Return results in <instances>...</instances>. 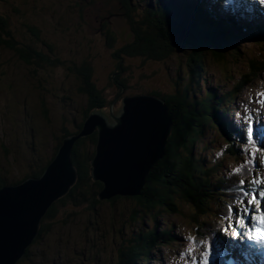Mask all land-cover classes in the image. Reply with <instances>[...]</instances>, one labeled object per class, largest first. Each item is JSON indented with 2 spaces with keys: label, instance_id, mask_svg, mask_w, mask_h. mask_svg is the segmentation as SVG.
Segmentation results:
<instances>
[{
  "label": "trees",
  "instance_id": "16d2710c",
  "mask_svg": "<svg viewBox=\"0 0 264 264\" xmlns=\"http://www.w3.org/2000/svg\"><path fill=\"white\" fill-rule=\"evenodd\" d=\"M87 1L79 0L76 7L73 5L71 9L84 13V10L81 8L82 4H89V8L95 6V1L91 3ZM106 1L99 2H105L104 6L108 8L107 6H110L109 0ZM112 1L119 3V16L126 18V23L130 24L133 31L131 36L134 37L129 47L122 48V50H125V52H122L120 51L121 49L113 47L117 34L114 30L104 26L108 30L105 42L107 47L113 52L112 58L115 61V69L119 71H114L108 83L114 92L109 95L107 93L108 89L98 86L95 80V69L90 61L84 59L81 64L68 67V80L71 86L69 88L63 84L60 87L58 86V89L59 92L60 90L63 92V95L68 92L70 93L68 95L69 99L65 98L64 101L70 102L72 99H82V104L79 105L81 109L80 118L73 117L71 121L68 117L63 116L62 122L64 124L60 128V135L52 137L51 143H53V149L51 153L44 152L46 155H41L43 154L41 151V154L37 157L36 164L32 166V170H29V173L17 181L8 182L3 179L1 183L5 184L7 182V185H18L31 178L41 177L56 156L64 139L78 134L90 113L98 110L109 113L113 102H115L114 111L117 112L123 98L145 95L138 91L131 92L130 94L131 88L126 86L125 80L122 78V75L125 72H129L131 68H127L126 64H123L126 55L166 63L174 52L185 51L191 48L194 54L188 56L187 59L188 77L186 80L188 83H184V78L181 75L186 72L179 74L177 80L174 82L176 94H174L172 99L162 98L166 101L168 112L173 121V131L166 149V156L149 173L146 185L140 196L133 198L139 209L135 211V214H132L130 221L134 217L135 221L136 216L147 218L152 216L154 221H156L162 213L181 215L188 219L183 214L185 212L184 208H181V205H184L188 211L189 218L192 220L191 230L185 227L187 233L190 235L185 241L189 242L193 238H191V232L193 236L197 232L200 237H204L205 234H209L212 225L210 220L208 222V218L210 215L213 216L214 204L218 203V198L217 196L215 197L216 194L214 192L220 189L221 184H224L226 181L224 179L213 181L210 175L212 172L207 169L209 165L206 164L205 160L195 157L194 149L202 140L206 128L210 127L212 122H214L215 115L218 117L220 106L228 102V100L234 99L233 94L223 96L221 100L217 99L218 94L216 90L219 88L218 85L206 88V83H210L213 79L208 77L204 61L207 60V54L211 50L218 61L223 60L229 50H239V44L243 42L247 34L238 29H235L238 33L235 34L234 28L232 29L227 25H222L220 22H215L214 18L207 11L198 8L199 6L193 4L192 0ZM88 7L85 8L86 11L89 10ZM140 11H142V16H139ZM68 12L73 14L71 11ZM109 14H111L110 10H108ZM76 17L82 21H85L87 18L86 16L83 19L82 15L81 18L78 15ZM8 24L6 16L0 15V47L11 49L21 61H24L28 66L34 67L36 70H34L33 76L38 79L39 84L42 83L44 79L36 77L39 74L38 69L45 70L47 65L51 67L60 61H52L51 63L50 56L35 47L37 44H34V42L30 43L29 46H22L21 43L15 40L12 32L9 31ZM31 29L34 36L38 37V34L34 31L35 29ZM82 30L83 27H79V32ZM247 40V43H254L256 45L259 57L248 58V71L239 81L241 89L245 85L256 81L264 71V34L261 36H250ZM16 44H21L24 50L22 48L19 49ZM38 46L44 47V51L46 50V52L54 56L53 50L55 49L52 46L46 45L44 42ZM33 48H36V50H33ZM120 54L122 56L119 62ZM233 56L235 55L232 54L231 58ZM235 57L237 58V56ZM202 75L203 84L206 89L204 92L207 98L206 101L204 100L205 97L197 96L193 92V87L199 84L195 81V78L201 79ZM36 88L40 97V104L38 106L39 116L47 124L52 125L50 110L47 108L46 103L47 88L44 86ZM238 91L235 88L234 93ZM191 92L194 94H191ZM124 93H129L130 95ZM151 94L162 97L161 94ZM96 145V134L87 138H81L76 142L72 159L78 172V180L67 196L58 201L48 211L42 220L40 233L32 246L38 244V241L43 236L52 233L56 219H62V217L65 218L67 216V222H65L68 223L71 217H77L81 213L90 214L92 212V215H97L100 208L105 205L99 200V193L102 191L103 185L95 182L91 176V161L95 155ZM234 149L236 150L234 146H231L228 152L232 155L235 152ZM2 150L6 154L11 152L10 147L5 144H2ZM30 150L32 153L34 152L33 149ZM204 150L206 152L211 150L210 143L206 144ZM183 153H185L184 156ZM213 196L215 198L214 201ZM123 200L124 198L117 197L112 199L111 202L115 205V203L118 204V201ZM125 200H129V198ZM69 208H74L75 212L61 215L63 211L65 212ZM177 231L178 228L175 226L168 227L162 231H158L157 226L143 228L142 231L137 230L127 241H121V237H124V232L123 229H119L120 243L118 240L112 244V246H119L115 251L116 256H109V261H106L105 264H149L148 262L153 258L152 251L165 245H169L171 249H175V244L180 242V240L172 237V232ZM111 232L115 234L114 227L111 229ZM179 234L184 236L183 232H179ZM185 241H182L183 246L185 245ZM31 247L27 249L19 264L26 262V260L31 262Z\"/></svg>",
  "mask_w": 264,
  "mask_h": 264
},
{
  "label": "rangeland",
  "instance_id": "374dc122",
  "mask_svg": "<svg viewBox=\"0 0 264 264\" xmlns=\"http://www.w3.org/2000/svg\"><path fill=\"white\" fill-rule=\"evenodd\" d=\"M94 1L95 6L92 8H89L87 3L82 4L81 8L84 13L71 9L73 5L76 7L79 0L0 1V15L6 16L8 19L9 31L12 32L15 40L22 46H29L34 42L37 44L35 47L50 56L51 63L60 61L51 67L47 65L45 70L38 69L39 74L36 77L45 80L39 84L38 79L33 76L34 70H36L34 67L21 61L11 49L0 47V183L3 179L8 182L21 179L29 173V170H32L31 168L36 164L41 151L43 152L41 155H46L44 152L51 153L53 149L52 137L60 135V128L64 124L63 116L68 117L71 121L73 117L80 118L79 105L82 104V99L64 101L65 98L69 99L70 93L63 95V92L61 90L59 92L58 89V86L63 84L69 88L71 86L68 80V67L81 64L84 59L90 61L95 69V80L98 86L108 89L109 95L114 92L108 83L116 70L115 61L112 58L113 52L105 42L108 30L104 26L114 30L117 34L113 47L121 49L122 52H125L122 48L129 47L134 40V37L131 36L133 31L130 24L126 23V18L119 16V3L107 0L110 6L105 8V2H99L105 0H88L87 2ZM224 4L226 5V3ZM86 7L89 8L88 11L85 10ZM108 10L111 13L109 15ZM74 13L80 18L81 15L83 19L86 16L87 18L82 21L77 19ZM140 15L142 16V11L139 12ZM79 27H83L81 32H79ZM31 28L35 29L38 37L34 36ZM43 42L55 49L53 50L54 56L46 50L44 51V47L38 46ZM21 44H16V46L23 49ZM193 54L194 52L190 48L185 51H176L166 63L151 59L144 60L143 57H129L125 54L126 59L123 60V64H126L127 68H131L129 72L122 73V78L125 80L126 86L131 88L130 94L137 91L145 95L156 93L162 95L159 97L161 99L163 97L172 99L176 94L174 82L178 75L186 72L181 75L184 78V83H188L186 80L188 77L187 59ZM232 54L237 58L235 56L231 58ZM258 54L259 51L255 45L246 43L240 44L239 50H229L227 56L220 60L221 62L211 54H207V60L204 61L205 71L208 73V77L214 80L210 83L207 82L206 88L218 83L219 88L216 91L217 99H220L222 94L231 91L241 80V77L246 74L248 58H255ZM121 56L120 54L119 62ZM116 60L118 61V59ZM260 80L250 85L252 88L244 89L239 95L241 96L240 100H248L262 95L261 87L262 84L264 85V74ZM195 81L199 84L193 87V92L197 96L205 97L206 89L202 92L203 75L201 79L196 77ZM41 86L47 88L46 103L50 110L52 125L47 124L39 116L40 97L36 87ZM193 92L191 94H194ZM124 94L130 95L129 93ZM204 100L206 101L207 98L205 97ZM260 115L261 113L258 116ZM210 142L211 150L206 152L204 149ZM2 144L10 147L11 152L6 154L2 150ZM221 145L222 140L219 135L207 128L202 140L194 149V155L198 159L205 160L208 165L212 164L214 159L221 160L220 157L215 156ZM30 149H33L34 152L32 153ZM36 153H38L37 156ZM228 162L229 160L226 161L225 166ZM133 198L130 197L129 200L124 198L123 201H118V204L115 203L116 206L111 202L112 199L103 200L101 202L105 205L100 208L97 215H92V212L90 214L81 213L77 217H71L68 223H66L67 216L56 219L52 233L49 232L50 235L43 236L38 244L31 247V262L26 260L22 264H105L106 261H109V256H116L115 251L119 246H112V244L118 240L120 243L119 229H123L124 232L121 241H127L137 230L142 231L143 228L157 226L158 231L166 230L169 226H175L184 231L191 229L192 220L184 205H181V208H184L183 214L188 219L181 215L162 213L156 221L152 216L148 218L136 216V223H134L135 217L130 221L132 214H135V211L139 209ZM72 212H75L74 208H69L61 215L72 214ZM113 227L115 234L111 232ZM177 233L178 231L172 232L173 235ZM179 237L181 236L179 235ZM182 241L175 245H180L183 243ZM169 250L166 247L163 250L152 251L153 258H151L150 264H159L156 261ZM161 263L166 264L164 261Z\"/></svg>",
  "mask_w": 264,
  "mask_h": 264
},
{
  "label": "water",
  "instance_id": "95a60500",
  "mask_svg": "<svg viewBox=\"0 0 264 264\" xmlns=\"http://www.w3.org/2000/svg\"><path fill=\"white\" fill-rule=\"evenodd\" d=\"M109 113L94 111L81 131L64 139L39 178L0 189V264H19L40 233L43 218L75 186L73 150L81 138L97 135L91 175L103 185L99 200L140 196L147 177L166 156L173 121L166 101L153 95L122 99Z\"/></svg>",
  "mask_w": 264,
  "mask_h": 264
},
{
  "label": "snow or ice",
  "instance_id": "6c2138e0",
  "mask_svg": "<svg viewBox=\"0 0 264 264\" xmlns=\"http://www.w3.org/2000/svg\"><path fill=\"white\" fill-rule=\"evenodd\" d=\"M264 4V0H259ZM264 95V94H262ZM264 105V101H260ZM253 140V128L251 125L247 128V141ZM245 182L240 181L243 186ZM259 199L255 191L249 193L242 192L240 198H237L233 204L227 207L226 215L223 217L225 226L221 231L224 234L230 233V239L246 238L252 244L264 247V192H260ZM251 198H248V197ZM212 247L209 244L203 252L202 264H211ZM193 264H201L199 258L193 256Z\"/></svg>",
  "mask_w": 264,
  "mask_h": 264
},
{
  "label": "bare ground",
  "instance_id": "6f19581e",
  "mask_svg": "<svg viewBox=\"0 0 264 264\" xmlns=\"http://www.w3.org/2000/svg\"><path fill=\"white\" fill-rule=\"evenodd\" d=\"M238 2H239V0H237ZM253 8H257V6L255 5V4H253L252 3V5H251ZM255 11V10H254ZM221 93V92H220ZM220 98V97H219ZM220 100H221V98H220ZM261 115H262V113H261ZM261 127V126H260ZM262 129H263V131H264V126H262ZM244 141H247V135L244 137ZM253 142H255V143H258L259 145H262L263 144V142H264V136H260L259 138L258 137H256V136H254L253 135V140H252ZM243 190L244 191H249L250 189L248 188V184H246V185H244V187H243ZM241 249V246L240 247H238V250H240ZM162 264V263H161ZM167 264V263H166Z\"/></svg>",
  "mask_w": 264,
  "mask_h": 264
}]
</instances>
